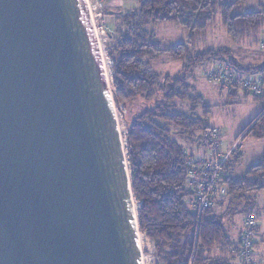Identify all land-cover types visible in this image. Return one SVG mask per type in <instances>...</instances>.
Segmentation results:
<instances>
[{
    "label": "water",
    "instance_id": "95a60500",
    "mask_svg": "<svg viewBox=\"0 0 264 264\" xmlns=\"http://www.w3.org/2000/svg\"><path fill=\"white\" fill-rule=\"evenodd\" d=\"M88 0H0V264H144Z\"/></svg>",
    "mask_w": 264,
    "mask_h": 264
},
{
    "label": "trees",
    "instance_id": "16d2710c",
    "mask_svg": "<svg viewBox=\"0 0 264 264\" xmlns=\"http://www.w3.org/2000/svg\"><path fill=\"white\" fill-rule=\"evenodd\" d=\"M139 1L138 9L124 15V24L114 31L115 37L110 35L107 58L116 105L140 101V110L131 112L130 120L124 117L140 232L152 242L157 264H233L239 245L235 247L223 215H218L216 209L228 201L227 215L234 216L241 206H253L251 196L264 192V154L238 177L234 176L233 160L227 162L222 172L227 194L199 220L186 203L194 195L189 185L190 155L175 137L185 138L189 145L199 148L205 145L204 135L211 130L210 106L191 83L198 67L221 61L244 74L264 75V64L242 69L229 49L207 50L193 56L189 44L165 47L157 43L150 28L176 25L189 34L193 43L215 25L220 15L234 44H259L264 31V10L234 14L237 7L250 0ZM163 57L182 61V69L175 75L160 76L151 62ZM228 95L230 99L240 98L236 90ZM186 106L189 114L184 111ZM172 128L178 131L174 133ZM247 130L246 138L264 139V110L242 134Z\"/></svg>",
    "mask_w": 264,
    "mask_h": 264
},
{
    "label": "rangeland",
    "instance_id": "374dc122",
    "mask_svg": "<svg viewBox=\"0 0 264 264\" xmlns=\"http://www.w3.org/2000/svg\"><path fill=\"white\" fill-rule=\"evenodd\" d=\"M89 2L91 8L94 10V14L99 15L96 17L97 26H103L108 36L113 35V37H115L114 31L124 24V15L140 7L139 0H89ZM260 10H264V0H250L246 5L237 7L234 10V14H246ZM151 31L154 32L153 39L165 47L176 44H189L193 56L207 50L229 49L236 64L240 65L242 69L264 64V31L259 44H250V42L234 44L222 25L220 15L215 25L204 35L198 36L193 43H190L189 34L185 30L173 24L151 27ZM109 42L110 38L108 37V40L102 44V50L107 65L110 85L113 89L111 63H109L107 58V44ZM215 63L229 66L227 62H208L195 70L191 83L197 92L204 96L206 104L210 106L211 113L208 118V125L211 129L220 131L223 141L222 150L230 153L228 161L230 159L233 160L235 164L234 176L238 177L242 176L252 165L259 162L264 154V139L255 140L251 137L246 138L248 130L242 134L251 121L264 110V97L255 100L252 96L244 98V96L240 95L239 99H230L227 91H222L220 86L214 85L206 78V71ZM182 66V61H175L166 57L151 62L152 69L160 76L175 75L182 69ZM116 108L123 142H125L126 123L124 117L130 120L131 112H138L140 110V101L120 107L117 106ZM184 108V111L189 114V107L186 106ZM198 113L201 115L202 110H199ZM177 131L173 129L174 133ZM175 138L183 145L189 155L198 149V146L189 145V142L185 138ZM234 154L235 156H233ZM129 173L131 174L130 169ZM250 199L253 201V206H248L246 209L241 206L234 216L227 215L228 201L224 202L223 207L216 209L218 215H223V222L230 230L232 238L243 228L244 218L249 211H253L256 216L259 215L264 219V214L261 211V208L264 207V192L255 196L252 195ZM135 205L136 209H138L136 201ZM141 236L143 238L141 247L144 264H157L152 242L142 233Z\"/></svg>",
    "mask_w": 264,
    "mask_h": 264
},
{
    "label": "built area",
    "instance_id": "2783aa9c",
    "mask_svg": "<svg viewBox=\"0 0 264 264\" xmlns=\"http://www.w3.org/2000/svg\"><path fill=\"white\" fill-rule=\"evenodd\" d=\"M90 9L102 46L110 36L103 26H97L96 17L99 15L94 14L91 6ZM205 75L211 83L220 86L221 90L227 91L228 94L236 90L242 97L244 95L264 97V75L244 74L226 64L216 63L206 71ZM204 139L205 145L196 149L188 160L189 185L194 190V195L186 203L199 220L207 210L216 206L219 198L227 194V188L222 183V172L230 156V153L222 150L223 141L220 131L211 129L204 135ZM257 228V216L254 213L246 214L237 252L240 264H259L255 260Z\"/></svg>",
    "mask_w": 264,
    "mask_h": 264
},
{
    "label": "crops",
    "instance_id": "0c3cea01",
    "mask_svg": "<svg viewBox=\"0 0 264 264\" xmlns=\"http://www.w3.org/2000/svg\"><path fill=\"white\" fill-rule=\"evenodd\" d=\"M262 209H264V207H262L261 210ZM257 217L259 218V220H258V228L256 235L255 260L259 264H264V219H262L259 215ZM241 232H242V228L232 238L229 230L230 237L233 243L235 244V247L239 245ZM233 264H239L238 258L236 259V261L233 262Z\"/></svg>",
    "mask_w": 264,
    "mask_h": 264
},
{
    "label": "bare ground",
    "instance_id": "6f19581e",
    "mask_svg": "<svg viewBox=\"0 0 264 264\" xmlns=\"http://www.w3.org/2000/svg\"><path fill=\"white\" fill-rule=\"evenodd\" d=\"M124 141V140H123ZM125 143V142H124ZM142 241H143V238L142 236L140 235V242H141V245H142Z\"/></svg>",
    "mask_w": 264,
    "mask_h": 264
}]
</instances>
